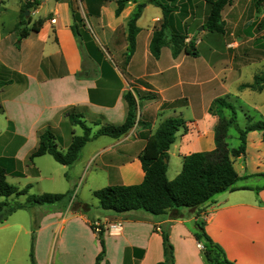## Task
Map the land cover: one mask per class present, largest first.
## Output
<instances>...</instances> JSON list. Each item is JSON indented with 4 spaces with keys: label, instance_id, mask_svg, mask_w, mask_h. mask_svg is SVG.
Instances as JSON below:
<instances>
[{
    "label": "crops",
    "instance_id": "crops-1",
    "mask_svg": "<svg viewBox=\"0 0 264 264\" xmlns=\"http://www.w3.org/2000/svg\"><path fill=\"white\" fill-rule=\"evenodd\" d=\"M32 1L0 0V119L4 121L0 125V167L6 172V181L10 184L11 178L12 184L26 190L27 195H32L28 193L33 189L38 190L37 195L65 194L63 190H71L76 182L85 193L77 200L69 197L60 207L35 206L8 216L0 223V264H27L25 237L31 238L34 229L36 264H95L101 247L90 228L94 220L105 227V253L99 264H158L163 260L161 230L166 231L173 247L174 264H206L194 237L195 223L200 221L197 211L171 209L161 216L143 211L116 214L101 210L98 200H92L93 193L109 186L142 182L144 173L138 156L146 138L167 118H180L187 129L178 131L168 150V181L180 173L184 156L214 149L218 119L208 109L216 98H229L241 129L264 120V109L249 106L243 99L249 91L263 92L264 84L260 92L242 88L252 85L254 76L264 69V52L260 49L264 34L245 33L246 26L259 29L264 18L262 3L257 6L258 0H232L221 12L224 32L220 34L198 29L208 12L206 0L161 2L173 9L166 38L171 33H185V41L194 43L197 56L181 52L174 58L169 46H164L155 59L149 46L163 21L159 7L137 0L128 2L116 16L117 0H83V11L91 16L90 26L119 61L127 47V23L139 3L143 4L135 22L138 33L134 54L124 66V77L107 64L105 57L96 59L95 47L74 36L65 0H38L39 5L25 13V18L28 28L36 21H41V26L16 45L14 27L22 6ZM242 20V34L235 36ZM82 29L86 39H91L88 28ZM255 64L260 71H249ZM127 92L137 102L138 115L126 134L117 139H92L80 150L78 164L70 167L57 168L44 158L46 155L28 165L29 155L38 146V132L50 130L61 152L69 147L76 135L72 130L75 126L64 116L66 110L72 108L74 114L82 116L81 121L93 124L92 134L105 125L122 124L126 116L123 96ZM223 114L231 116L226 109ZM236 139L238 147L237 132ZM6 152H11L14 159L11 168L3 165ZM173 160L175 168L169 170ZM44 162L50 169L44 168ZM233 166L239 177L236 189L216 195L204 206V232L229 262L264 264V179L257 176L264 173L260 132L246 134L245 153L233 160ZM66 178L63 184L61 179ZM27 210L31 214L26 221L28 215L13 218ZM114 222L121 223L120 232L107 230ZM20 238L23 256L14 261L11 255Z\"/></svg>",
    "mask_w": 264,
    "mask_h": 264
},
{
    "label": "trees",
    "instance_id": "trees-1",
    "mask_svg": "<svg viewBox=\"0 0 264 264\" xmlns=\"http://www.w3.org/2000/svg\"><path fill=\"white\" fill-rule=\"evenodd\" d=\"M71 11L72 25L71 30L74 36L83 40L82 22L77 9L74 8L72 0H65ZM137 0H117L115 15L119 16L124 6L128 2ZM232 0H206L208 13L202 25L203 30L211 33H223V23L221 12L225 6ZM261 1V2H260ZM150 4L159 7L163 13V21L155 29L150 41V53L155 59L159 58L160 51L164 46H169L172 57L178 56L181 52L196 57L197 52L194 43L189 41L184 44L185 37L179 33H171L170 38H166L168 22L173 9L161 4L157 0H149ZM264 0L256 1V5ZM39 5L38 0L26 2L21 9L19 22L14 27L17 35V43L26 38L30 33L38 32L41 21L34 22L30 28L24 16L26 11H31ZM143 4L138 5L137 12L127 23V47L125 54V65L129 63L135 46V36L138 28L135 22L141 14ZM78 77H82L78 74ZM264 84V69L261 73L254 76L252 85H244L242 88H250L255 91H262ZM152 98V96H148ZM123 99L126 103V116L124 122L120 125L108 124L95 133H91L89 127L85 125L81 115L73 113L72 108L64 112V116L71 125L79 126L83 130L81 136H73L69 147L65 152H59L56 149L54 136L50 130L38 132V146L29 155V160L50 155L56 163L62 166L74 164L80 155L83 146L94 138L107 136L117 139L126 134L133 128L137 120V102L131 92L124 94ZM165 106V105H164ZM229 110L231 116L226 118L223 110ZM208 112L216 116L218 123L214 129V149L208 152H196L182 158L181 171L178 176L168 181L166 178L168 150L174 144L176 134L182 130L186 132L184 122L180 118H167L163 120L155 132L146 138L144 147L138 156L144 176L138 185L124 186L116 185L99 189L93 193L99 202V207L103 211H110L116 214L127 213L131 211H143L153 216L164 215L171 209H193L197 211V216L204 213V206L211 202L213 198L223 192L236 189V183L239 177L234 169L233 160L245 153L246 134L252 131H258L264 141V120H259L247 125L241 129L237 124L236 112L234 106L228 97L216 98L209 106ZM234 127L237 134L239 145L237 148H230L227 142L228 130ZM257 176L264 179L263 174ZM24 203L9 204L6 201L0 203V223L5 221L12 213L35 206L55 205L65 201L64 194L43 193L41 195H27L26 190L18 189L6 181V172L0 167V198H9L11 196H25ZM205 222H196L195 240L202 244V257L206 264H233L223 255L221 249L212 243L204 232ZM35 229L32 232L29 261L30 264H36L34 258V236ZM163 260L158 264H174L173 247L169 242L165 230H161ZM101 251L95 258V264L102 260L105 248L102 234L98 236Z\"/></svg>",
    "mask_w": 264,
    "mask_h": 264
},
{
    "label": "rangeland",
    "instance_id": "rangeland-1",
    "mask_svg": "<svg viewBox=\"0 0 264 264\" xmlns=\"http://www.w3.org/2000/svg\"><path fill=\"white\" fill-rule=\"evenodd\" d=\"M139 1V0H138ZM149 0H140L139 2H146V3H149L148 2ZM158 2H163V1H165V0H157ZM167 1H169V0H167ZM72 2H73V6H74V8H76L77 9V13L79 14V16H80V19H81V22H82V26H83V28H85V29H87L88 28V30L90 31V32H88L87 33V35L89 34V36H90V38L91 39H86V37H85V31L82 29V32H83V42L85 43V45H86V43H89V46H91V48L92 47H95V56H96V59H100L101 57H105L106 58V60H107V64L111 67V68H114L115 70H118L119 72H121L122 73V75L124 76V77H126V74H125V70H124V66H126L125 65V54H126V51H125V53H124V57H122V58H120V61H119V59H117V58H115L114 56H113V53L111 52V50H110V48L109 47H107V46H105L104 44H102L101 42H100V40H99V37H98V33L94 30V28L92 27V26H90V22H88V19H89V17H91L90 15H88L86 12H85V10L83 11V0H72ZM81 2H82V4H81ZM139 5H141L140 3H139ZM164 5H166V6H168V7H170L169 6V4H164ZM173 8V7H172ZM207 8H208V5H207ZM264 8V7H263ZM137 9H138V6H137ZM200 12V10H197V12ZM26 12H28V11H26ZM25 12V13H26ZM240 12H241V9H240ZM25 13H24V16H25ZM208 13V12H207ZM141 16V14L139 15V17ZM207 16V15H206ZM206 16L204 17V19H203V21H200V22H202V25H203V23H204V21H205V18H206ZM139 17L137 18V20L139 19ZM193 20V19H192ZM191 20V21H192ZM257 22H258V20H257ZM253 24V23H252ZM255 24V23H254ZM253 24V25H254ZM259 24H260V26H259V29L257 30H255V27H254V29L252 28V26H246V32L245 33H251V32H253V31H255L256 32V34L258 33V34H264V18L263 19H261L260 20V22H259ZM195 26H193V28H194ZM196 27H197V25H196ZM170 27H168V29H169ZM200 28V27H199ZM198 28V29H199ZM203 28V27H202ZM242 30H243V20L242 21H240L239 22V24L237 25V27H236V32H235V36H237V35H240V34H242ZM183 31V30H182ZM181 31V32H182ZM245 31V30H244ZM194 33H197V32H194ZM182 35L185 37V39H186V34L185 33H182ZM263 37V36H262ZM80 40H81V38H80ZM185 41V40H184ZM185 42H187V43H184V44H188L189 43V40H187V41H185ZM260 46H262L260 49L264 52V40H262L261 41V45ZM87 47V46H86ZM134 49H135V46H134ZM134 54V51L132 52V55ZM139 54L140 53H137V56L136 57H138L139 56ZM132 57V56H131ZM131 59V58H130ZM136 60H138V59H136ZM130 61V60H129ZM190 63H186V65H189ZM249 71H251V72H253V71H260L259 70V65L258 64H255V67H253L251 70H249ZM248 72V71H247ZM256 73H258V72H256ZM260 73V72H259ZM258 73V74H259ZM137 93V92H136ZM138 97V96H137ZM141 98H139L138 97V100H140ZM149 99H151V98H149ZM243 99H244V101H245V103L247 104V105H249V106H252V107H256V108H258V109H260V110H262L263 111V109H264V91L263 92H261V93H258V92H254V91H249L244 97H243ZM137 115H138V108H137ZM2 122H4L3 121V119H0V125H2ZM84 122V121H83ZM85 123V122H84ZM85 125L87 126V127H89V128H92V129H94V125L93 124H91L90 122H86L85 123ZM72 130H74V132H75V135L76 136H81L82 134H83V130L79 127V126H75V127H72ZM231 135H232V137L229 139V141H228V144H229V147L230 148H236L237 147V144H238V142H237V139H236V132H235V130H234V128H232L231 130ZM87 144V143H86ZM85 144V145H86ZM84 145V146H85ZM84 146H83V148H84ZM56 149L59 151V152H61V150H60V148L59 147H57L56 146ZM45 159H47V160H49V162H51V164L53 165V166H55V167H57V168H61L60 167V165L59 164H57L55 161H54V159L53 158H51V156L50 155H46V157H44ZM5 161L3 162V165L4 166H7V167H12L13 166V164H14V159H12V155H11V152L9 153V152H6V154H5ZM44 160V159H43ZM174 161V160H173ZM77 162H79V161H77ZM76 162V163H77ZM32 163H33V160L32 161H30V162H28V165L29 166H31L32 165ZM176 163V161H174V162H172L171 164H170V167H169V170H173L175 167H174V164ZM178 163V162H177ZM78 164V163H77ZM43 165H44V168L45 169H50V164H48L47 162H44L43 163ZM81 166V165H80ZM79 166V170H81V167ZM70 167V166H69ZM68 167V169L67 170H69L70 168ZM91 170H93V169H91ZM8 180H9V182H10V184H12V183H14V182H12L11 181V178H8ZM61 181H62V183L63 184H65L66 182H67V178L66 179H61ZM12 185H14V184H12ZM14 186H16V185H14ZM16 187H18V186H16ZM54 189H56V190H58V191H61V187H56V188H54ZM63 192L65 193L64 195H66V197H65V201L63 202H61V203H57V204H55L57 207L59 206H63L64 205V203L68 200V198L69 197H71L72 199H74V200H77V199H80V198H82V196L84 195V193H85V190H84V188H81L80 187V183H78V182H76V184H75V186L71 189V190H63ZM28 194H32V195H37L38 194V190H31ZM25 199H26V195L25 196H11V197H9V198H0V203L1 202H3V201H6V202H8L9 204H15V203H24L25 202ZM92 200H94V201H96V198L94 197V198H92ZM43 207H47V206H43ZM27 212V213H26ZM30 214H31V211L30 210H27V211H20L19 213H17V215H15L13 218H15L16 216H17V218L19 217V216H27V218L25 219V221L28 219V217L30 216ZM202 221H204V214H203V212L202 213H200V221L199 222H202ZM36 225H38L37 224V222H36ZM33 229V228H32ZM30 238V237H29ZM29 238L28 237H25V240H26V246H25V249H26V254H25V262L28 264V255H29V248H30V242H31V238H30V240H29ZM200 245H201V243H199ZM202 250V249H201ZM23 255H22V239L20 238L18 241H17V244L15 245V248L13 249V252H12V255H11V258H12V260H14V261H18V259L20 258V257H22Z\"/></svg>",
    "mask_w": 264,
    "mask_h": 264
},
{
    "label": "built area",
    "instance_id": "built-area-1",
    "mask_svg": "<svg viewBox=\"0 0 264 264\" xmlns=\"http://www.w3.org/2000/svg\"><path fill=\"white\" fill-rule=\"evenodd\" d=\"M90 228L94 232L96 236H99L100 234L104 233L105 227L104 225L99 221V220H94L90 222ZM122 229V225L120 222H114L112 224H109L107 226V230L112 231V232H120ZM199 249H202V245L198 244L197 245Z\"/></svg>",
    "mask_w": 264,
    "mask_h": 264
},
{
    "label": "water",
    "instance_id": "water-1",
    "mask_svg": "<svg viewBox=\"0 0 264 264\" xmlns=\"http://www.w3.org/2000/svg\"><path fill=\"white\" fill-rule=\"evenodd\" d=\"M26 13H28V12H26ZM199 30H203V28H202V27H200V28H199Z\"/></svg>",
    "mask_w": 264,
    "mask_h": 264
}]
</instances>
